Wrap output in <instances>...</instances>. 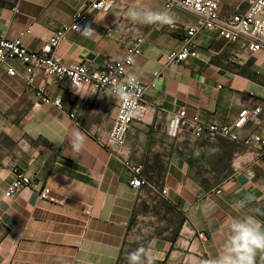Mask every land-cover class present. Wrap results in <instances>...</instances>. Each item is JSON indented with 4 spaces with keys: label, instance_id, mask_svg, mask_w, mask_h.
I'll use <instances>...</instances> for the list:
<instances>
[{
    "label": "crops",
    "instance_id": "1",
    "mask_svg": "<svg viewBox=\"0 0 264 264\" xmlns=\"http://www.w3.org/2000/svg\"><path fill=\"white\" fill-rule=\"evenodd\" d=\"M91 1L0 0V36L13 39L29 30L22 43L38 50ZM111 2L107 13L88 12L94 31L68 32L54 54L66 65L83 63L97 70L123 58L128 43L142 37L141 54L129 73L144 85L154 82L146 90L151 110L144 121L132 124L119 156L98 141L113 123V95H75L67 81H44L38 71L34 87L46 85L61 99L62 109L34 108L23 66L11 63L14 77L0 67V264H128L129 254L140 247L155 254L154 264H204L224 245L231 218L252 215L264 222V160H236L239 145L222 139L166 135L170 116L181 108L218 124L258 108L239 135L264 134V53L251 57L243 39L228 43L204 30L196 39V59L167 62L168 52L181 46V28L196 18L173 10L171 24H143L128 17V8L163 10L160 0ZM243 8V0L219 3L223 17ZM76 132L85 138L79 151L70 143ZM122 159L142 166L146 185L128 186ZM12 165L26 172L34 190L6 198ZM42 187L57 202L40 200Z\"/></svg>",
    "mask_w": 264,
    "mask_h": 264
},
{
    "label": "built area",
    "instance_id": "2",
    "mask_svg": "<svg viewBox=\"0 0 264 264\" xmlns=\"http://www.w3.org/2000/svg\"><path fill=\"white\" fill-rule=\"evenodd\" d=\"M163 10L169 14L173 10H181L196 18L192 25L181 28V46L178 50L169 51L166 56L167 62L181 63L198 57L196 39L202 31H213L228 43H235L243 39L247 54L253 57L255 54L264 53V0H243L242 11L228 17L220 14V0H160ZM111 0H93L84 5L83 9L76 10L71 16L70 23L53 32L38 50H29L22 43V37L28 34L24 30L13 39L0 36V67H5L9 77L17 75L12 62H18L23 66L22 78L25 84L33 89V107L53 105L62 109L59 97L53 96L46 85L34 87L37 72L42 79H54L55 81H67L72 93L78 95L82 91L87 94L108 92L117 99L116 112L111 128L105 138H99V143L110 149L111 152L121 156L127 133L133 123L144 121L150 112L152 104L146 99V90L155 87L154 82L144 85L136 76L129 73V68L134 64L135 57L141 54L142 37L133 38L125 48V55L121 59L109 60L103 63L100 69L94 70L85 64L66 65L54 54L58 45L66 39L68 32H83L89 27V11H101L107 13L112 10ZM18 11L14 9V13ZM170 29H177L170 25ZM109 33L113 28L107 30ZM157 73H153L155 77ZM134 76V80H129ZM120 88L125 94L117 97L113 89ZM259 112L258 108L253 111L246 109L240 111L237 117L229 124L204 122L195 114L188 115L181 108L172 114L166 125V135L170 139H177L185 133H189L194 139H222L239 145L234 153V159L243 162L264 160V134L251 133L240 137L239 132L243 129L251 116ZM69 118L76 121V115L69 113ZM123 165L129 172L128 186L134 189L147 184L143 177L141 165L132 164L124 160ZM240 164V162H238ZM12 180L3 193L10 198L21 190L33 191L31 178L15 165L10 167ZM162 195L166 190L160 191ZM40 200L55 203L57 200L52 196L48 187H42L37 192ZM202 239L203 234L199 233Z\"/></svg>",
    "mask_w": 264,
    "mask_h": 264
},
{
    "label": "clouds",
    "instance_id": "3",
    "mask_svg": "<svg viewBox=\"0 0 264 264\" xmlns=\"http://www.w3.org/2000/svg\"><path fill=\"white\" fill-rule=\"evenodd\" d=\"M128 17L133 22L143 24H171L172 17L166 10H153L133 4L127 10ZM94 31L90 27L85 28L83 34ZM130 76L129 80H134ZM115 96L123 97L125 94L120 88L113 89ZM84 136L76 132L70 143L74 150L79 151L84 144ZM243 206V201L237 202ZM228 236L218 254L204 262V264H257L259 256L260 264H264V222L255 216L233 217L227 222ZM155 254L144 247L131 252L128 256V264H154Z\"/></svg>",
    "mask_w": 264,
    "mask_h": 264
}]
</instances>
